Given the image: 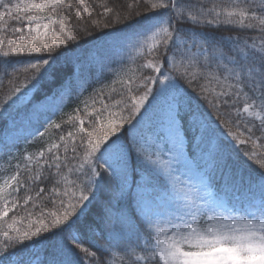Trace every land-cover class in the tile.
<instances>
[{
	"label": "snow or ice",
	"instance_id": "snow-or-ice-1",
	"mask_svg": "<svg viewBox=\"0 0 264 264\" xmlns=\"http://www.w3.org/2000/svg\"><path fill=\"white\" fill-rule=\"evenodd\" d=\"M144 2L146 12L152 14L142 18L143 22L137 20L140 27L130 36L117 39H134V47L141 55L150 57L140 68L154 74L143 77L141 95H132L131 87L127 89L126 99L120 94L121 99L115 103L117 106L123 104L121 113L109 112L105 116L108 105L103 104L101 110L93 109L94 114L85 113L88 127H85V120L79 118L78 130L67 134L69 138L78 137L79 144L69 145L65 136H60L61 143H52L47 156L44 151L39 153L47 169L43 182H51L49 195L67 197V200L61 198L57 211L49 213L51 227L41 220V227L34 232L24 231L13 237L4 231L0 264H37L38 257L26 242L43 244L45 241L54 245L55 255L50 264H264V161H257L258 178H245L239 170L233 172L225 148L214 146L210 150L216 165L228 177L226 187L246 193L242 198L237 196L235 201L227 191V200L217 198L207 191L203 181L199 182L207 199L194 196L190 185L181 180L182 175H188L189 179L199 177V166L194 165V153L191 152L190 138L191 141L196 139L193 133L199 134L201 143L195 145L198 149L207 134L218 131L212 128L216 122L221 128L225 124L236 128L243 125L249 132L255 128L264 134V0ZM77 3L83 6L82 12L70 0H0V22L6 18L17 23L26 18L28 22L26 33L20 27L13 29L19 34L18 42L0 38V46L8 45L6 50L0 47V66L5 68V75L7 67H13V73H30L23 83L12 88L0 103V109L7 111L14 97L20 100L50 79L58 60L51 53L76 40V34L66 32L64 19H57L54 14H67L71 19V12L76 11V16L84 21L82 32L87 35L133 18L132 11L122 15L107 4L101 5L102 11L94 18V5L86 4V0H77ZM134 3L139 4L140 0H134ZM132 7L133 4L128 5L129 9ZM84 13L87 20H84ZM134 15L141 17L139 11ZM54 25L59 27L54 28ZM222 27L238 34L210 38L206 31ZM25 53L27 58H22ZM17 64L26 66L18 69ZM203 82L214 87L208 88ZM128 83H132L131 79ZM157 83L161 87L154 92L152 85ZM182 83L196 93L197 101L202 100L217 112L223 108L226 119L221 120L217 115L215 122L209 121L199 103L193 106V97L182 89ZM193 84L197 87L193 88ZM217 87L219 91H216ZM157 96L164 101L162 116L138 119L141 109L147 111L149 97L155 99ZM241 99L244 101L242 108L236 107ZM233 110L235 118L232 117ZM123 111H128L127 118L122 115ZM256 121H259L258 125ZM126 124L131 128L125 130ZM52 127L60 125L49 123L45 131ZM73 127H76L75 121ZM118 130L123 131L118 133ZM220 134L230 137L236 144L246 143L231 129ZM61 147L65 154L71 151L72 157L65 155L62 160L58 155ZM243 155L252 160L255 153ZM77 159L78 163L72 165ZM181 167L183 172H180ZM16 168L19 169V164ZM64 168L68 173H80L87 180L77 177L79 183L68 181L63 175ZM137 173L163 180V191L155 185H150L149 190L145 185L137 184L134 179ZM41 175L37 173L29 179L40 180ZM97 178L108 182L109 212L129 225L127 235L123 228L116 232L113 226V239L107 248L97 247L94 243L91 248L85 247L83 234L74 227L84 208L95 198ZM61 180L75 190L69 192L65 187L61 191ZM22 187L19 173L0 178V221L19 206L18 199L25 205L34 203L37 198L43 202L45 187H39L35 197L31 195V186L20 196ZM199 191L196 189L197 193ZM14 193L17 195L12 198ZM197 199L204 203L198 204ZM125 200H134L143 214L141 219L133 213L135 225L128 220ZM8 227L11 229L12 224Z\"/></svg>",
	"mask_w": 264,
	"mask_h": 264
},
{
	"label": "trees",
	"instance_id": "trees-1",
	"mask_svg": "<svg viewBox=\"0 0 264 264\" xmlns=\"http://www.w3.org/2000/svg\"><path fill=\"white\" fill-rule=\"evenodd\" d=\"M70 2L82 12L83 6L79 5L77 0H70ZM86 4L94 5L92 8L94 18H98L96 17V13L102 11L101 5L103 4H107L108 7L113 8L114 12H120L122 15L128 11H132L133 18L131 21L125 23L113 24L107 29H96L92 35H87L82 32V25L84 21L76 16V11L71 12V19L68 18L67 14H54L55 18L64 19L66 32L68 34H76V40L68 42L66 48H61L58 51L51 53L53 57H58V60L51 72L50 79L43 81L36 89H32L28 92L27 96L21 97L20 100H15L14 97V102L10 104L7 111L0 109V157H3L2 149L6 145L5 139L10 132L8 128V122L10 120H14L19 117H28L29 115L35 113L36 108L41 107L48 101L49 98H55L59 95H62L64 98L61 110L56 113V118L50 122H54L55 124L60 125V127L48 128L47 131H45L48 126L47 125L42 132L43 135L32 140L23 139L25 140L24 142L21 141L19 144H16L18 146H15L13 150H21L24 151L25 154L22 152L21 158H17L11 164V169L8 172L9 176L19 173V179L23 183V187L19 193L20 196L24 195V192L28 190L29 186L33 189L31 192L33 197L36 196V191H38L39 187H45L46 191L42 197L43 202H41L40 198H37L34 203L29 202L25 205L23 200H17L19 206L11 211L8 217L0 221V246L5 244V239L2 235L4 231H7L9 235L13 237L21 235L24 231L34 232L36 228L41 227V220L51 227L50 221L52 217L49 213L57 211L61 198L67 200V197H61L55 194H52L51 196L49 195L48 190L51 188V182H43V175L47 174V169L45 160L40 157L39 153L44 151L47 156V149L52 143H61L59 140L60 136H65L69 145L73 142L79 144L80 141L78 137L69 138L67 135L69 132L75 133L78 130L79 118H83L85 120V127H88V116L85 113L94 114L93 109L99 111L101 110V106L103 104L108 105V111L104 113L105 116H108L109 112L121 113L123 104L117 106L115 103V101L121 99L120 94L122 93L126 99L128 96L127 89L128 87H131L132 95H141L144 90L143 77L154 74L149 69L140 68V65L145 64L147 59L150 58L147 55H144L130 64L126 63L127 66L125 67L128 68V71H122L117 78L110 81L106 86L96 89L84 88L82 90H75L73 86L74 72L76 69L82 70V67L101 51L93 49L99 41L112 33L126 32L139 28L140 25L136 23V21L141 20V22H143L142 18H146L152 14L151 12H146L147 5L144 0H140L139 4H135L134 0H86ZM129 4H133L131 9L128 8ZM63 11V9L59 10L60 13H63ZM137 11L141 13V17H136L134 15ZM83 16L84 20L88 19L86 13H84ZM27 23L26 18L19 23L6 18L5 21L0 22V38L5 40H17L19 34L15 33L13 29L15 27H20L25 32L27 29L25 25ZM9 25L10 27H8ZM6 27L7 31H5ZM53 27L58 28L59 25H54ZM206 31L210 38H219L221 36H232L238 34L233 29H225L223 27L218 30L213 28L207 29ZM239 34L244 35V33ZM0 47H3L6 50L8 45L5 44ZM61 52H63V55L60 54ZM27 55L28 54L25 53L22 58H27ZM43 55L48 56L49 54L43 53ZM9 59L14 58L10 57ZM24 66L26 65H15L18 69H22ZM95 68L97 67L95 66L92 70H90V78H94L95 74L98 73L94 72ZM166 69L167 65H165V70ZM6 72L7 75H5V68L0 66V103L4 102L5 97L11 92L13 87L19 86L24 82L25 76L30 75V73L25 74L22 71L13 73V67H7ZM99 73L103 74L101 69H99ZM130 79L132 83L129 85L128 82ZM9 81H13V83H9ZM203 83L208 88L214 87V85L208 84L207 82ZM152 87L155 91L157 84L152 85ZM192 87L196 88L197 86L193 84ZM113 89L115 91H113ZM182 89H186L193 97L192 103L194 107L197 103H199L201 111L205 113L209 121L215 122L217 115L221 117V120L226 119L225 110L223 108L220 112H217L216 109L212 108L210 105L204 104L202 100L197 101L196 93H193L192 89L189 88L186 83H182ZM219 90L220 89L217 87L216 91ZM197 91H199V88H197ZM205 94L209 95V98H211L209 93ZM109 97H111V99H109ZM148 101H146V104ZM85 102L88 105L87 109L85 108ZM243 103L244 101L241 99L240 103L236 105V107L242 108ZM143 111L144 109H141V114ZM122 115L127 118L128 111H123ZM232 117L235 118L234 110L232 111ZM116 118L118 119L119 117L117 116ZM246 118L248 120L252 119L251 117ZM74 121L76 122L75 128L73 127ZM133 123H135V121H133ZM256 123L258 125L259 121H256ZM249 127H251V125H249ZM124 128L127 130L130 129L131 126L126 124ZM212 128L217 129L218 131L215 134H207V140L214 139L217 146L226 149L229 164L232 166L233 172L239 170L245 178H258L259 171L257 161H264V134H261L255 128L252 129V132H249L243 127V125L236 128L232 127L231 124H225L224 127L221 128L218 122L213 123ZM229 129H231V131H233V133L240 139H244L246 143L236 144L230 137L220 134L221 132H225ZM121 131L123 130H118V133ZM250 136L252 137L251 140L248 139ZM245 152H248L249 154L254 152V158L252 160L247 159V157L243 155ZM58 155H60L63 160L65 155L71 158L73 154L71 151L65 154L63 147H61ZM37 161H39V163H37ZM77 163L78 159L72 161V165ZM17 164H19V169L16 168ZM25 169H28L29 171H25ZM52 171L55 172V169ZM37 173L42 174L40 180L33 181L32 179H29V177L35 176ZM63 175L67 176L68 181L77 180V177H79L80 180H87V177L81 176L80 173H68L67 168L63 169ZM208 178L213 195L215 196L217 195V191L218 193L221 191H227L237 195H241L243 193L242 191H232L230 187H226L228 177L216 165L215 161L213 168L208 173ZM80 180H77V183H79ZM97 180L99 181V184L98 190L94 189L95 198L84 208L83 212L80 214V218L75 221L74 227L83 234L85 247L91 248V245L94 243L97 247L103 246L107 248L113 237V227L110 225H116L111 224V217L109 216L108 202L110 199V192L108 182L106 179L100 180L97 178ZM65 187H67L69 192L75 190L71 184L65 183L61 180V191ZM16 195L17 194L14 193L12 198L16 197ZM78 195L79 192L77 191V196ZM12 198L9 199L11 200ZM231 198L233 200V196H231ZM129 202L130 201H126L124 203L125 211L127 213L128 220L135 225L136 221L133 213H135V216L138 215ZM41 213H43V215H41ZM13 220H15V223H13ZM121 223H124L126 227H121ZM9 224H12L11 229L8 227ZM128 227L129 225L126 221L122 222L120 220V225L118 228L116 226L115 231ZM13 229H16L17 231H13ZM64 235L67 236L68 233L65 232ZM26 244L31 247L32 251L36 254V257H38L37 264H50L53 260L55 253L54 245L52 243L45 241L43 244H33L32 242H26ZM92 250L96 249L92 248Z\"/></svg>",
	"mask_w": 264,
	"mask_h": 264
},
{
	"label": "rangeland",
	"instance_id": "rangeland-1",
	"mask_svg": "<svg viewBox=\"0 0 264 264\" xmlns=\"http://www.w3.org/2000/svg\"><path fill=\"white\" fill-rule=\"evenodd\" d=\"M47 22V21H44ZM136 28L134 30H137ZM134 30L126 31V32H117L112 33L106 36L104 39L99 41L94 50H101L97 55H95L85 66L82 67V70L76 69L73 75V86L75 90H82L86 88L96 89L103 86H106L110 81H113L115 78L121 74L122 71H128V68L125 67L127 64L132 63L138 58L144 56L141 55V51L134 47L135 40H123L117 39L121 38L125 35H131ZM27 31V30H26ZM25 31V33H26ZM27 39V37H26ZM18 42V39H17ZM14 46V45H13ZM24 56V55H23ZM94 72L99 73V69L103 72V74L96 73L94 78H90L89 72L94 67ZM99 68V69H98ZM101 75V77H100ZM70 86V85H69ZM72 87V86H71ZM161 85L157 83V88H160ZM155 89V91H156ZM154 91V92H155ZM64 102V98L62 95H59L55 98H49L47 102H45L41 107H37L35 113L29 115L26 118H19L14 122H11L8 126L10 132L5 139L6 147L2 149V156L0 157V178L9 176L8 172L11 169V164L17 159L21 158V154L24 151L21 150H13L16 144H19L21 141H25L23 139H34L38 136H41V133L45 129V126L48 125L50 117L52 118L53 114L61 107ZM164 108V101L161 97L157 96L155 99L150 97L149 101L146 104L147 111H143L138 119L151 117L152 119H157L162 116V109ZM195 134L196 139L194 141V145L192 146V153H194V165H198L199 177L193 176L189 179L188 175H182L181 180L184 181L185 185H190L192 189V194L194 196L204 197L207 199L205 191L201 186L199 181H203V185L207 186V191L212 193V189L209 184L208 173L211 171L214 165V160L212 156L209 154L210 150L217 146L214 139L207 142V136L205 137V142L201 144V148H196V144H200V138L198 133ZM203 149V151H202ZM175 168L176 165L173 164ZM183 167L180 168V172H183ZM137 177H134L135 182L137 184L145 185L150 190V185H155L160 191H163V183L164 181L159 178L149 177L144 174L137 173ZM133 179L130 177V180ZM200 189L199 193L196 192V189ZM187 190V189H186ZM213 194V193H212ZM230 196H233V201L237 196L241 198L246 194L242 193L241 195L229 193ZM215 196V195H214ZM217 198L225 199V192L221 191L218 193ZM130 201L131 207L137 213V215L142 219L143 214L136 207L134 200ZM126 202V200H125ZM124 202V203H125ZM198 204H203L204 200L197 199ZM109 216L111 217V224H115L117 228L120 225V220L116 218L112 213L109 212ZM187 218V217H186ZM113 227L114 225H110ZM115 226V228H116ZM121 227H126L124 223H121ZM120 230L116 231L119 232ZM125 234H128V228H124ZM113 239V237H112Z\"/></svg>",
	"mask_w": 264,
	"mask_h": 264
}]
</instances>
